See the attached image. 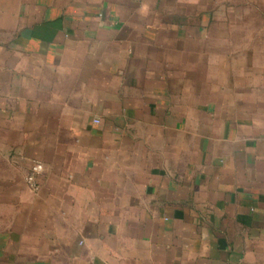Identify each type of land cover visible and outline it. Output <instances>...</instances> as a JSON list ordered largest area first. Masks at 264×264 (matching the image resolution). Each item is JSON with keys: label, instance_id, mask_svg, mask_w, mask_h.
I'll return each instance as SVG.
<instances>
[{"label": "crops", "instance_id": "crops-1", "mask_svg": "<svg viewBox=\"0 0 264 264\" xmlns=\"http://www.w3.org/2000/svg\"><path fill=\"white\" fill-rule=\"evenodd\" d=\"M0 264H264V0H0Z\"/></svg>", "mask_w": 264, "mask_h": 264}, {"label": "built area", "instance_id": "built-area-1", "mask_svg": "<svg viewBox=\"0 0 264 264\" xmlns=\"http://www.w3.org/2000/svg\"><path fill=\"white\" fill-rule=\"evenodd\" d=\"M95 124L99 123L98 119H95L93 121ZM41 171V165L37 162H34L31 167L30 170L25 178L26 184L27 186L32 189V190H36L37 189V175L40 173Z\"/></svg>", "mask_w": 264, "mask_h": 264}]
</instances>
